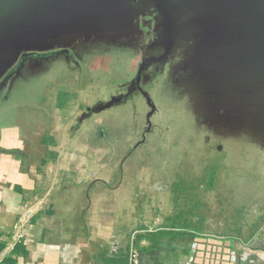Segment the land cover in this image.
Returning <instances> with one entry per match:
<instances>
[{"label": "rangeland", "instance_id": "1", "mask_svg": "<svg viewBox=\"0 0 264 264\" xmlns=\"http://www.w3.org/2000/svg\"><path fill=\"white\" fill-rule=\"evenodd\" d=\"M177 1L180 7L170 1L174 9H181L172 17L171 31L177 26L179 37L168 51L165 20L153 0H108L109 11L93 16L83 14L82 8L88 6L79 5L68 29L29 40L27 46L38 54L67 49L73 62L69 56L26 59L0 86V126H16V121L23 129V121L41 117L49 122L42 140L28 137L21 145L31 149L29 159L2 157L0 162L12 167L32 162L43 180L46 166L55 163L64 145L69 152L67 167L50 197L75 185L74 199H81L86 208L85 202L97 191L94 179L107 180L117 188L105 190L116 215L128 221L131 213L146 215V228L153 230L167 226L203 230L220 224L227 231L242 215L262 212L264 178L252 169L251 164L259 165L248 147L256 125L246 124L245 118L264 110L259 98L264 91V66L251 69L229 51L216 55L204 43L211 36L225 51L224 39L210 33L206 8L214 9L211 0ZM192 3L200 4L196 13L183 11ZM150 52L164 56L150 63L145 73L155 74L150 92L156 102L154 118L171 122L170 141L163 147L154 134L153 153L148 147L136 154L131 143L146 121L142 112H135L140 96L98 115L83 111L84 105H93L127 81L137 71L140 56ZM20 57L14 55L13 65L0 72V81ZM202 108L207 113H201ZM48 127L57 134H48ZM97 129L104 132V139H96ZM52 143L57 144L54 150ZM48 172L50 184L54 175ZM221 176L230 191L217 189ZM156 183L161 187L155 189Z\"/></svg>", "mask_w": 264, "mask_h": 264}, {"label": "crops", "instance_id": "2", "mask_svg": "<svg viewBox=\"0 0 264 264\" xmlns=\"http://www.w3.org/2000/svg\"><path fill=\"white\" fill-rule=\"evenodd\" d=\"M30 153L28 149L26 159ZM45 176L42 180L32 162L14 167L0 162V260L6 264H127L130 243L138 264H228L231 250L235 264H264V208L242 215L227 231L220 224L203 230H153L146 228V215L131 213L129 221L116 215L105 190H97L84 208L81 199H74L75 185L63 187L40 206L14 241L21 216L48 191L50 176Z\"/></svg>", "mask_w": 264, "mask_h": 264}, {"label": "water", "instance_id": "3", "mask_svg": "<svg viewBox=\"0 0 264 264\" xmlns=\"http://www.w3.org/2000/svg\"><path fill=\"white\" fill-rule=\"evenodd\" d=\"M153 1L165 20V33L167 34L165 44L167 45L166 51H168L177 36L179 37L177 26L173 32L171 29L172 17L181 9H174L171 0ZM174 1L179 4L177 0ZM211 1L214 4V9L208 11L206 8L210 33L216 32L224 39L223 49L225 51L211 36L205 38L204 43L216 55L229 51L233 56L239 58L242 64L251 69L255 70L264 66V0ZM107 2L108 0H0V72L13 65L14 62L12 63L11 59L14 58V55L38 53L26 44L35 36L68 29V25L74 20L79 10V5L88 6L82 8L83 14L86 11L93 16L109 11L111 4ZM198 6L200 4L192 3L189 6H184L183 11L186 9L196 13ZM16 60L15 58L14 61L16 62ZM259 98L264 104V91ZM198 107L200 108V105ZM201 110V113H207L205 108ZM245 119L246 124L251 122L256 125L249 138L248 147L250 157L253 161H258L259 167L256 168L254 164H251V167L257 176L259 173L264 178V110L255 114L251 113ZM68 157L69 152L62 145L58 150L55 163H49L45 171V174H48L50 170L54 179H51L44 197L21 216L13 236L14 241L18 239L26 220L48 201L52 192L61 182V175L67 167ZM160 187V183L155 184V189Z\"/></svg>", "mask_w": 264, "mask_h": 264}, {"label": "flooded vegetation", "instance_id": "4", "mask_svg": "<svg viewBox=\"0 0 264 264\" xmlns=\"http://www.w3.org/2000/svg\"><path fill=\"white\" fill-rule=\"evenodd\" d=\"M59 56H69L71 57V61L73 62V57L70 54V52L66 49H57L53 50L51 52L47 53H26L22 54L19 60L17 61V64L12 67L8 72H6L5 76L0 81V86L4 84L8 79H10L15 73H17L24 63V61L27 59L40 61V60H48L57 58ZM164 56L157 55V52H150L147 54H143L140 56V62L137 71H134L133 75L127 80L123 81L120 84H117L116 87H114L111 91L109 96L104 97L103 99H100L96 101L93 105H84V111L83 114L86 113V115H98L101 113H104V111L109 110L110 107H113L114 105H117L119 103H126L131 101L135 96H140L139 100H137V109H135V112L140 111L143 113L145 124L142 128L139 129L137 133V138L135 141L131 143L133 147L132 153H140V150H145L146 148H150L153 153V148L150 145V138L152 135L156 134L158 137V141H161L164 143L165 147L167 144V140L169 139V124L171 123L169 120L168 123L165 124V120L159 121L154 118V107H156V102L151 98V91L154 89V80H155V74L150 75L149 77L145 73V70L147 69V66L150 63H157L160 62L161 59ZM119 76H115L113 78H117ZM87 104V103H86ZM77 114V113H76ZM91 114V115H90ZM165 117V116H164ZM80 118V117H79ZM78 118V121H79ZM84 118L81 117V120ZM48 117L46 119L44 117L39 118L38 121L33 122L30 121V119H27L26 121L22 122V126L24 127L21 129L20 123L14 122L17 124L16 126H0V156H10V157H17L16 159H22L26 157V151L29 149L28 147L24 146L21 147L22 144H25L28 137L35 139L36 141L42 140L41 138L45 134V128L49 125V122L47 121ZM26 125V126H25ZM78 126V125H76ZM33 131H32V130ZM51 130V128L48 127L47 133L56 135L57 133ZM95 137L97 140L104 139V132L101 129H97L95 132ZM26 135L27 138L23 139L22 136ZM51 135V136H52ZM56 138V137H54ZM170 143V142H169ZM57 145V144H54ZM53 143L51 145V149L54 150L56 146H54ZM54 147V148H53ZM114 150V149H113ZM184 150V149H181ZM116 150L113 151L112 158L116 157L117 153H115ZM131 153V154H132ZM187 154H190L189 152L185 154V157ZM151 156V153L149 154ZM199 158H202V154H198ZM194 158L191 160L193 161ZM126 157L122 160L125 162ZM119 164V163H117ZM201 164V163H200ZM202 164L199 166V170L202 169ZM119 169H121L120 166H117ZM222 176L218 177L217 182V189H220V192H225L226 190L230 191V188H227V186L222 183ZM94 183L92 186H96L97 190H116L117 188H114L113 185H110L107 180H100V179H94ZM90 183V182H89ZM116 185V184H115ZM91 186V187H92ZM216 187V186H215ZM222 193V194H223Z\"/></svg>", "mask_w": 264, "mask_h": 264}, {"label": "built area", "instance_id": "5", "mask_svg": "<svg viewBox=\"0 0 264 264\" xmlns=\"http://www.w3.org/2000/svg\"><path fill=\"white\" fill-rule=\"evenodd\" d=\"M197 244L193 242L191 244V250L194 251ZM236 263V253L234 250H231L228 255V264H235ZM0 264H6L0 260ZM127 264H138V252L136 249L133 248L132 243H130L128 253H127ZM190 264V263H186Z\"/></svg>", "mask_w": 264, "mask_h": 264}, {"label": "trees", "instance_id": "6", "mask_svg": "<svg viewBox=\"0 0 264 264\" xmlns=\"http://www.w3.org/2000/svg\"><path fill=\"white\" fill-rule=\"evenodd\" d=\"M16 248H17V245H16V247H14V251L16 250Z\"/></svg>", "mask_w": 264, "mask_h": 264}]
</instances>
